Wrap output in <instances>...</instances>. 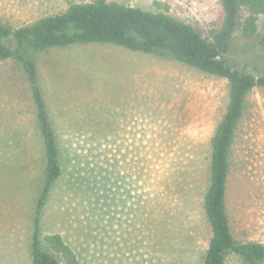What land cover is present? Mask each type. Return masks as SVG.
Returning <instances> with one entry per match:
<instances>
[{"label": "rangeland", "instance_id": "obj_1", "mask_svg": "<svg viewBox=\"0 0 264 264\" xmlns=\"http://www.w3.org/2000/svg\"><path fill=\"white\" fill-rule=\"evenodd\" d=\"M83 1L90 0H0V23L18 27ZM107 1L164 10L206 30L221 19L218 0ZM263 20L250 37L234 33L232 64L264 68ZM25 54L36 66L61 165L41 234L60 233L81 264H201L211 235L203 209L209 140L227 104L226 79L108 43ZM230 160L233 232L264 244V89L246 97ZM43 167L28 82L16 60H2L0 264H31ZM224 264L243 262L228 253Z\"/></svg>", "mask_w": 264, "mask_h": 264}, {"label": "trees", "instance_id": "obj_2", "mask_svg": "<svg viewBox=\"0 0 264 264\" xmlns=\"http://www.w3.org/2000/svg\"><path fill=\"white\" fill-rule=\"evenodd\" d=\"M221 19L206 30L196 22L174 17L164 10H146L116 1L74 2L58 13L12 27L0 23V61L16 60L29 85L41 138L44 167L35 200L30 239L31 264H81L76 252L58 232L41 234L40 217L51 186L61 175L56 132L38 79L34 61L26 50L44 51L71 44L108 43L138 52H159L206 73L226 79L228 100L209 140V177L203 209L211 235L201 264H224L228 253L243 264H264V244L236 238L229 209V174L235 129L252 88L264 89V68L249 70L228 58L234 33L250 37L264 16V0H218ZM263 33L260 44L264 46ZM41 241L47 246L43 249Z\"/></svg>", "mask_w": 264, "mask_h": 264}]
</instances>
